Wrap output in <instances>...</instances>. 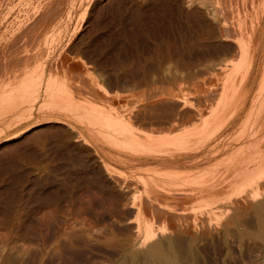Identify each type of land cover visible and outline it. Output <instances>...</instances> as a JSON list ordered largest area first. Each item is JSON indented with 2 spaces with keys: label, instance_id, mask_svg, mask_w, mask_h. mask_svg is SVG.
<instances>
[{
  "label": "rangeland",
  "instance_id": "obj_1",
  "mask_svg": "<svg viewBox=\"0 0 264 264\" xmlns=\"http://www.w3.org/2000/svg\"><path fill=\"white\" fill-rule=\"evenodd\" d=\"M97 1L99 0H0V80L4 78L0 85L7 81V72H11L10 69L15 67L18 59L19 61L21 59L18 64L22 62L20 68H23V73L27 70L33 74L34 71L40 70V64H46L42 65L45 66L42 68L45 69L43 70L45 77L42 70L38 71L42 74V83L36 81L38 87L39 84L42 86L37 89V85H34V89L37 90L33 91L37 94L30 96L25 103L27 106L24 104L23 107L28 111L33 107L30 113L26 110L27 113L21 117L16 114L0 113V264H4L5 261L7 264H169L157 257H146L145 253L152 243H142L141 237L145 232L143 230H149V226H152L150 231L154 229L160 234L158 240L166 242L169 256L175 255V264H264V182L263 188L261 187L262 197L256 198L257 200L253 199L254 195H251L253 191L250 189L241 197H234L236 194L230 191L234 194L230 204L225 200L226 203L225 201L222 204L218 203V206L216 204L212 208L205 204L207 205L205 208V205L202 204L204 207L199 205V199L193 197L189 199L190 196L186 197L187 200L184 199L191 189L183 186V189L189 190L180 189L181 193L173 191L176 196L180 194L185 196H178L181 199L184 196L182 202L174 199L173 203V200H169L168 202L172 203H170L172 208L169 206L171 209L167 206L169 203L164 202L165 199L164 201L160 199L166 204V207L165 204L163 206L164 213H153L150 209H145V213H139L129 207L130 196L119 206L113 198L102 194L94 183L96 178L94 175L105 174V164L102 160L119 171L126 172V169L112 159L118 156L117 152L91 136L92 132L87 131L86 127L65 125L66 122L61 117L41 109L47 101L45 96H49L54 89L50 87L59 84L58 78L61 79L59 82L70 81L68 85L71 87L75 85L73 88L77 87L76 93H83L81 96L86 95L88 99L91 97V100L95 98L99 100L96 101L99 105L105 102L106 104L102 106L118 108L128 103L127 99L133 96H130L131 94H135L133 97L135 98L137 94L141 95V91H145L143 93L146 94L142 93L141 96H145L143 99L156 93L157 97L152 98V102L156 99L161 104L162 100V102L166 100L167 104L170 100H167L168 95L165 94L169 89L176 97L182 96L183 90L192 79L198 81L210 77L219 48L213 41H208L203 34L201 35L205 24L201 23L203 20L212 22L211 11L219 4L217 0H104L99 8L101 10L98 9L99 11L97 10L92 17V22L88 16L87 21L81 23L83 11L91 9ZM103 3L107 5L109 11L103 7ZM221 4L226 9L223 1ZM183 7L186 10L200 8L205 11L204 19L202 18L199 24L198 21L187 23L181 15ZM112 8H115L114 12ZM138 10H142V14L136 19L132 15ZM144 10H147V13ZM173 20L175 23H172ZM87 28L93 34L89 36L90 38H85L84 46L82 43L80 48L72 51L71 47ZM186 32L190 34L188 36L196 35L192 40L193 48L191 41L183 42L184 44L181 42L185 36L188 37L185 35ZM103 36L108 41L105 45L101 42ZM89 46L94 47L89 50L87 49ZM190 52L193 53L190 55ZM193 54L196 57L193 58ZM8 63H11L9 64L12 65L11 68L7 67ZM33 68V72L29 71ZM50 70L56 77V81L55 77L52 78L56 83L53 84L52 80L53 85L50 84ZM38 78L33 77V81ZM47 85L51 86L48 88ZM101 85L104 87L103 90ZM105 89L116 95L115 97L119 98L120 95L122 100L120 101V98L119 100L116 98V101L111 100ZM158 91L163 92L161 94L157 93ZM158 95H164L166 99ZM108 96L114 101L110 103ZM37 97L38 100L35 99ZM139 97L137 95L135 100H142ZM34 99L37 100L35 103ZM129 99L128 101L132 98ZM156 100L154 103L158 104ZM173 102L168 104L173 105ZM134 103L133 101V105L128 104L129 110L138 107ZM139 121L141 123V119ZM141 125L143 127H138L143 129L148 127L144 123ZM51 126H58L56 129H59L47 130ZM152 128L154 127L150 129ZM167 128L166 132L170 129L168 125ZM64 129L74 138L64 141ZM177 129L176 132H180L183 128ZM254 141L261 143L260 146L264 150V134ZM67 143L69 145L71 143L69 153L62 147ZM79 148L82 150L87 148L90 154L82 158L78 155ZM110 155L114 156L110 159ZM222 157L217 160L223 162ZM213 162L217 163L216 160ZM87 166L93 167L94 172L88 170ZM203 166L194 169H201ZM195 172L197 171L191 174ZM126 173L130 174V171ZM191 186L192 189L197 188L196 185ZM138 188L140 192L135 193L136 198L140 197L137 204L144 199L142 189ZM222 192L219 196H225L224 198L231 195L230 192ZM197 200L198 206L195 205ZM140 219L145 225L142 222L139 224ZM141 224L144 225L143 228ZM146 226L148 227L145 228Z\"/></svg>",
  "mask_w": 264,
  "mask_h": 264
},
{
  "label": "bare ground",
  "instance_id": "obj_2",
  "mask_svg": "<svg viewBox=\"0 0 264 264\" xmlns=\"http://www.w3.org/2000/svg\"><path fill=\"white\" fill-rule=\"evenodd\" d=\"M102 1L104 0L97 1L95 4H93L91 9L87 7L88 9L87 10L85 9V11H83V15L81 17V23L86 22L87 21L86 18H88V16L92 22V17H94L95 13H97L96 11L101 7L100 5ZM220 1L217 0L216 2L221 4V2L223 1L224 7L226 9L223 8L222 4L221 5L217 4L219 5L218 8H216L217 7L216 5L214 8H212L213 9L212 11L210 10L212 12L211 14H213L212 22H209L208 20H203V22L201 23V24L205 23L203 28L201 27L202 28L201 31L203 33L201 31H198L201 32V35L203 34L205 36V39H207L208 41H213L215 46L219 48L217 51L216 61L213 65L212 70L210 69L212 72L209 74L211 78L204 77L205 76L204 75L203 76L204 78L202 80L197 81V79L195 78L196 80L194 81V79H192L191 83L187 85L186 88L184 87L185 90H183L184 94L182 96L176 97L175 96L176 94L174 95L173 93H170L169 91L170 89L168 88L169 89L167 91L168 93H166V91L164 92L166 93L165 95H168L169 98L167 97V100L168 101L170 100L169 102L174 101L173 105L168 104L169 102L167 103L168 105L165 104L166 97L164 95H158V97L159 96L165 97L164 102H162L163 100L161 101L160 99H158V101L159 100L161 101L160 102L161 104H159V102H157L156 99H153L152 102L151 99L157 95L156 93L154 96L146 97L148 99L146 98L143 99L142 97L145 96H141V95L143 92L145 93V91L143 92L141 91V95L140 93L137 94L142 99V100L138 99L140 101L135 100L137 95L135 96V98H133L135 94L130 95V96L133 95L132 97H130V99L131 98L134 99L133 100L135 102L134 104L138 105V107L135 106L136 108V109L134 108L135 110L128 109L129 106L128 104L133 105L132 104L133 101L132 99L130 100L128 98L129 97L128 95L127 97L126 96L125 97L132 102L128 101L127 99L128 103H124L125 105L119 106L121 107L120 110L122 111L120 110L118 111L119 107L112 108V106L109 107L107 105L109 107L108 108L106 105L102 106L105 102L104 103L102 102L103 104L99 105L97 103L99 100L97 101L95 98L94 100H91L90 99L91 97L88 99L86 95L85 96L83 95L84 97L81 96L83 93L82 94L76 93L78 88L77 87L73 88L75 85L72 87L71 85H68L70 83L69 80H68L69 83H66L63 80L62 82H59L61 79L59 80L58 78L59 81L57 80V82L59 84L56 87L55 85L54 87H50L55 83L56 77L54 76L55 74L54 72L53 74L51 70H50L51 72L49 71L50 72L49 78L51 79L50 84L52 83V80L54 81L55 79V81L53 82V84L48 86L49 81L47 79V84H48L47 87L48 88L50 87V89L51 88L54 89L52 90L49 96L46 95L48 98L45 96V99L47 101L46 102L43 101L44 104L42 105V108L41 107L39 108L45 109V112L52 113V115L53 114L58 115L59 117L62 118L63 121L66 122V124L64 123L65 125L74 124V125H80L81 127H86L87 131L90 130L92 132V134L90 133L91 136L95 137L99 142L105 144L106 146L113 148L117 152L118 156L113 157L114 156L113 155L112 158L110 155V159L112 158L116 162V164H119L120 167L126 169V172L130 171V174H128L129 172L126 173L125 170L124 172L123 170L119 171V169H116L110 164H106V162L102 160L103 163L105 164L104 165L105 174H103L102 176L94 175L96 177L95 178L96 182L94 181V183L97 186V188L102 192V194L108 195L111 198H113L114 202L117 205L122 203L124 204V202L127 201L130 196L131 203L129 207L136 209L139 213H143L145 209H150L153 213H158V212L164 213L163 206L165 203L164 204L162 203L164 199H165L164 202L173 200L174 203V199L177 200L178 202L179 201L182 202V199L185 195L180 194L181 196L184 195L181 199L178 197L180 195L176 196V193H174L173 191H178L181 193L180 189L182 191L189 190V189L188 190L183 189L182 188L183 186L185 187L187 186L186 188L190 187L191 189V191L188 192V194L184 197V199L186 197L189 198V196H190L189 199H191V197L199 199L201 202L199 200H197V202L195 201L194 202L195 205L198 206L197 204L199 201V205L201 204L200 205L201 207L207 204L209 208H212V206L216 204L218 206V203L222 204V202H224L225 200H228L227 203L229 202L230 204L231 202L230 199L231 197H233L234 194H236L234 197L236 196L241 197V195H243V193H245L247 189L253 191V193H251V195L252 194L254 195L253 199L256 198L261 199L262 197L261 190L263 188L262 183L264 182V150H262L263 148H261L260 146L261 143L258 144V142L254 140H256L257 138L261 137V135L264 134V0H222L221 2ZM112 4L118 6L115 3ZM178 6L180 5H177V7ZM103 7L107 8V5L105 6L104 4ZM108 7H110V5ZM219 7H222L221 9L223 10L219 9ZM112 9H113L112 12H114L115 8ZM103 10L101 13H103ZM141 11L142 10L133 12L134 15L132 16L136 19L137 18L139 19L141 17L140 14H142ZM203 12L205 11H202L198 7H194L191 10H186L184 8L181 11V15L184 19L187 20V23L198 21L199 24L202 21V18L204 19L205 13ZM179 14L177 15L179 16ZM172 23H175L174 20L172 21ZM201 24L199 26H201ZM88 25L89 24H87V26ZM79 28L81 29V27ZM197 29H199V27ZM184 31H182V33ZM191 31L194 32V30ZM92 34L93 33L90 32L89 28H87L85 32L82 34V36L79 37L78 41L74 43V45L71 47V50L76 51L78 48H80L81 47L80 45L83 42L85 43L86 41L85 38H88ZM185 35L188 36L190 34L187 33ZM194 35L188 37L185 36L183 39H181V42L183 43V42L191 41L190 44L191 47L193 48L194 43H192V40L194 39ZM102 38L103 40H101V42L104 45L107 44L106 43L108 42L106 40L107 38H104V36ZM93 42L95 43L96 41ZM84 43L82 44L83 46ZM93 47L94 46H89L87 49L91 50L93 49ZM192 53L193 52H190V55ZM8 56L10 57L9 54ZM192 56L193 58L196 57L194 54ZM9 57L7 58L9 59ZM20 61L18 59L16 61L17 64L15 63L16 65L15 67L13 66L12 69H10L12 65L11 66L9 65L12 62L8 63V66L6 65L7 67L10 66V68L7 69H10L11 71V72L8 71L7 72L8 74L6 73L8 76L3 71L8 78L6 82L4 81V83L0 85V113L16 114L18 116L20 115L21 117V115L26 114L28 111L27 109H23V107L27 106V104H25L26 101L29 100L30 96L37 94L36 92L33 91L35 90L34 87L37 85L36 87L37 89H39V87L42 86V84H39L38 87L37 82L38 81L39 83L41 82L42 74L45 71V69L42 68H44L46 64L45 63L40 64L41 66L45 65L44 67L38 65L40 67L39 69L42 70L41 71L42 74L41 73L39 74L38 71L40 70H36V72L34 71L36 73L35 74L33 72L34 70L33 68L29 70L33 72V74L31 73L32 74L31 75L27 70L26 73H23L22 71L23 68L22 69L20 68L21 66L20 64L22 62L18 64V62ZM33 64L36 65L35 63ZM37 72L39 75H41V77L37 74ZM35 76L37 78L39 77L40 80L38 78L34 82L33 77L35 78ZM3 79L0 81L3 82ZM213 80H216V82H214ZM101 87L103 86L101 85ZM170 88L172 89V87ZM74 89H76V91H74ZM103 89L104 87L102 88V90ZM105 92L106 95L111 96V100L114 99L116 101V98L119 100V98L121 97L119 94H118L119 98L115 97L116 95L114 96L113 94H111L112 93L111 91L108 92L106 91V89ZM162 92L158 91L157 93L162 94ZM144 93L143 95H146ZM112 96L114 98H112ZM147 96H149V94ZM95 97L98 98V96ZM35 99L38 100V97ZM37 100H35L34 103ZM111 100L110 103L114 101ZM121 100L122 99L120 98V101ZM154 100H156L155 102L158 103L159 105L155 104ZM174 103L179 104L178 105L179 107L177 106V104L174 105ZM139 119H141V123H144V125H147L148 127L150 126L149 131H147L148 130L147 126H146L147 128L144 129L138 127V126H142ZM138 122L140 123V125L139 124L137 125ZM167 125L169 126L170 129L166 132L165 130L168 129ZM57 127L51 126L48 129L47 128L46 129L53 131L54 129L58 130L59 128L56 129ZM151 127L154 128L150 129ZM180 127L183 128L181 130L182 132L177 131L178 132L177 133L175 129ZM65 130L66 129H64V132L66 134L63 132L65 135L63 137V140L67 141L73 139L74 136H72V134H70L69 131L66 132ZM173 130L175 133L171 132ZM56 133L57 132H55V134ZM235 133H237V135H235ZM91 136L90 138H92ZM96 139L94 140L96 141ZM70 145L68 143L63 145L62 147L64 151L70 149L71 148ZM86 149L87 148H85V150H82L79 148L78 155H80L83 158L85 155L90 154V152L87 151ZM67 152L69 153L70 150H68ZM223 155L226 156L223 158L222 157ZM103 156H105V154ZM219 157H222L221 160L224 159L223 162H220L219 161L220 159L217 160ZM214 160H216L217 163L213 162ZM212 162L215 164H213ZM202 165L206 167L203 166V168L201 169H194ZM87 167L88 170L90 169L91 172H94L93 167H89V166ZM194 171L197 172L191 174ZM99 173L101 174V171ZM94 176L92 178H94ZM191 185L193 186L196 185L197 186L196 189L197 190L199 189L198 190L199 192L196 191L195 187L192 189ZM178 186H180V188H176ZM138 187L142 189L143 191L142 196H144V199H142L140 203L138 202L139 204H137L136 202L138 198L140 199V197H138L139 195H137L138 198H136V194H135L140 192L138 191L139 189ZM222 191H227V192L232 191L234 194L231 192H230L231 195L227 193V195L229 194L228 198L227 197L224 198L225 196L223 197L219 196ZM176 197L178 198L176 199ZM160 199H163V201H161ZM233 202L232 205L234 204ZM170 203L169 205H167L168 207L172 204ZM224 203H226V201ZM207 205H205L206 206L205 208H207ZM258 215L260 216V214ZM141 222L142 221L140 219L139 224ZM142 224L144 223L142 222ZM144 225H142V228ZM139 227L138 229L139 231H141L140 230L141 228ZM147 227L148 226H146L145 228ZM151 228L152 226H149V230H143L145 231L143 232L144 233L143 236L141 233L142 236L141 240H143L142 243H152L150 247L148 246L149 249L145 253L146 257L147 258L157 257L163 259L169 264H175L176 261L174 259L175 255L173 257L171 255L169 256L170 253H168L166 249L167 247L166 246L167 244H165L166 242H163V240H158L160 234L154 231V229L153 231H150ZM169 248L170 247H168V249ZM170 249L173 250L172 248ZM4 264H7V262L5 261Z\"/></svg>",
  "mask_w": 264,
  "mask_h": 264
}]
</instances>
